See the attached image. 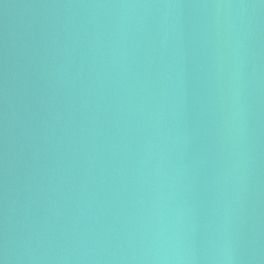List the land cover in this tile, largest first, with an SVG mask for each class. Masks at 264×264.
Here are the masks:
<instances>
[{
    "label": "water",
    "instance_id": "obj_1",
    "mask_svg": "<svg viewBox=\"0 0 264 264\" xmlns=\"http://www.w3.org/2000/svg\"><path fill=\"white\" fill-rule=\"evenodd\" d=\"M0 264H264V0H0Z\"/></svg>",
    "mask_w": 264,
    "mask_h": 264
}]
</instances>
